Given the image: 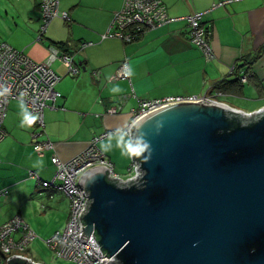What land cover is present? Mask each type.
I'll return each mask as SVG.
<instances>
[{"label": "crops", "instance_id": "1", "mask_svg": "<svg viewBox=\"0 0 264 264\" xmlns=\"http://www.w3.org/2000/svg\"><path fill=\"white\" fill-rule=\"evenodd\" d=\"M224 1L229 0H163L173 18L204 13V24L212 30L210 45L215 55L212 61H207L202 51L191 43L190 27L185 22L148 31L130 44L119 39H102L114 14L122 8L123 0H60V10L70 15L71 22L64 21L65 24L55 19L53 24L57 22L62 28L48 29L49 44L37 43L42 25L40 0L15 1L13 10L20 8L19 19H23L27 27L24 30L17 25L18 32L29 39L21 45L11 42V46L31 55L30 58L35 55V62L43 63L50 57L51 42H64L83 72L70 76L62 62L54 63L63 68L61 72L54 70L61 77L56 87L61 98L56 107L45 110V135L40 137L55 144L54 152L40 155L34 150L33 134L41 130L36 122L21 127L20 101H10L4 124L7 137L0 143V189L8 190L0 199V226L20 215L32 229L35 211L28 213L27 201H45L51 209L62 205L60 200L65 194L44 186L56 173L52 156L55 153L63 161H69L86 150L99 135V119L104 127L107 120L118 123L112 129L117 132L118 127L133 122V110L140 107V101L167 97L209 96L245 113L264 108V0H232L215 7ZM25 7L27 12L22 11ZM84 44L89 45L84 48ZM126 59L131 65L132 80L112 82ZM245 60L251 61L249 68L254 79L246 83L242 91L233 89L236 92L227 94L216 91L214 85L219 81L235 79V65L245 64ZM94 72L101 73L100 79ZM116 86L122 91L111 92ZM231 98L237 99L235 104L231 103ZM240 98L249 102L243 104ZM112 108L120 110L117 115H109ZM40 157H43V167L33 168ZM113 164L122 176L120 170L126 165ZM31 172L41 181L32 178Z\"/></svg>", "mask_w": 264, "mask_h": 264}, {"label": "water", "instance_id": "2", "mask_svg": "<svg viewBox=\"0 0 264 264\" xmlns=\"http://www.w3.org/2000/svg\"><path fill=\"white\" fill-rule=\"evenodd\" d=\"M134 123L151 160L133 158L127 182L104 167L82 175L81 239L94 235L109 264H264V108L192 100Z\"/></svg>", "mask_w": 264, "mask_h": 264}, {"label": "built area", "instance_id": "3", "mask_svg": "<svg viewBox=\"0 0 264 264\" xmlns=\"http://www.w3.org/2000/svg\"><path fill=\"white\" fill-rule=\"evenodd\" d=\"M231 1L220 2L215 7L223 6ZM40 3L42 25L38 40L45 37L50 24L55 19L61 18L65 22H71L70 15L60 10V0H40ZM203 20L204 13L201 12L173 18L169 15L163 0H123L122 8L114 14L111 25L108 31L102 35V39H119L125 44H130L142 38L148 31L157 30L176 22H185L190 27L189 40L191 43L202 51L207 61H212L215 58L210 45L212 30L205 26ZM87 45L89 44H84L83 47L85 48ZM49 50L50 57L47 61L36 63L28 58L24 51L18 50L8 43L0 44V92L4 93L0 95V143L7 137L4 124L10 101L23 99L29 110L39 115L36 125L41 131L33 134V147L40 155L54 152L56 148L50 139L40 140V137L45 135V110L56 107L57 101L61 98V94L56 89L61 77L54 71V63L61 61L70 76H79L83 72V68L74 54L63 53L54 46H50ZM129 72L131 73V65L126 59L112 77V82L131 81V75L127 74ZM94 76L100 79L101 73L94 72ZM242 82L248 83V77H242ZM21 93H24L23 97H21ZM192 100L218 102L209 96L142 100L140 107L133 110V122L159 107ZM117 111L116 108H112L109 113H117ZM108 135L109 133L94 138L86 150L69 161H63L55 153L52 156L56 175L53 181L45 183L44 186L61 190L70 200V215L66 228L47 240L48 246L61 259L71 260L78 264H109L112 262V258L103 254L94 235L89 237L87 243L81 239L84 225L80 219L82 213L88 208L87 193L80 185V178L83 174L93 168L104 167L109 170L111 178L124 182L133 180L138 175L137 163L134 161L127 176H121L116 171L113 162L98 146L99 142ZM30 176L41 181L35 172H31ZM58 181L61 182L59 186L56 184ZM7 194L8 190L2 192L0 199ZM19 232H22V235L19 240H16L14 234ZM35 238L34 230L20 215L0 226V251L7 257L5 263L2 262V264H9L8 261L16 257L41 264L22 253L27 250Z\"/></svg>", "mask_w": 264, "mask_h": 264}, {"label": "rangeland", "instance_id": "4", "mask_svg": "<svg viewBox=\"0 0 264 264\" xmlns=\"http://www.w3.org/2000/svg\"><path fill=\"white\" fill-rule=\"evenodd\" d=\"M15 1L17 0H0V44L8 43L11 45V42H12L13 44L21 45L27 42L29 39L27 36L22 35V33L18 32L17 25H19L20 28L24 30H27V27H26V24L23 22V19L21 20L19 19L20 18V14H19L20 8L16 7V9L13 10V5H15ZM22 11L27 12L28 10L25 7L22 9ZM57 19H61V18H57ZM61 21L64 22L63 19H61ZM69 24L70 23H68V25ZM50 27H49L50 31L54 29L62 28V26L58 25L57 22H55L54 24L52 22ZM38 38L39 36H37L36 42L42 43V41L38 40ZM48 38H50L49 35H48ZM45 43L49 44L50 42L45 40ZM29 51H27V53L30 55ZM30 56L27 55L28 58H30ZM32 59L31 60L35 62V55ZM62 65L63 64L61 63V66ZM54 70H59L61 72L63 71V68L62 67L59 68V65H57L56 63L54 65ZM248 98L250 99V97ZM240 99H242L240 101H242L243 104L249 102V101L245 102L244 98H240ZM236 100L237 99L235 98H231V103L235 104ZM119 111L120 110H118L117 112ZM117 114L118 113H109V115H117ZM116 124L118 123L109 122L107 120V124L104 127L102 126V123L99 119L97 122V127L100 129H97V131L99 135H102L104 133L105 134L109 133V135L112 136V139L110 141L112 145V151L108 153H104V152L103 153L106 154L109 159L111 158L112 162L116 163L117 165H126L125 167H123L122 170H120V173L122 174V176H125V175L127 176L129 173V169L131 168V165L133 164V158H128L126 156L121 155V149L117 147L119 134L118 132H115L114 130H112V129H115ZM104 139H102L101 141H103ZM98 146L100 148V143ZM52 179L54 180V178ZM53 180H50V181H53ZM60 183L61 182L58 181L56 184L59 185ZM65 197L67 196L65 195ZM65 197L62 196V199L60 200L62 205L58 204L57 207H55L54 209H51L50 208L51 206H49L47 202L45 201L40 202L39 200H30L25 203L26 210L28 211V213L35 211L34 213L35 220L32 222V229L34 230L36 234V238L34 241L31 242L27 250L23 251L22 253L32 258L36 262H39L41 264H78L74 261L64 260V259L57 257L54 251L47 244L48 239L52 238L57 232H61L66 228L69 215H70V200L68 197H67L68 199L66 198L67 199L66 200ZM37 211H39L40 213ZM25 222L27 221L25 220ZM21 235H22V232L16 233L14 234V238L16 240H19ZM2 262L5 263V258L2 255V252L0 251V264H2Z\"/></svg>", "mask_w": 264, "mask_h": 264}, {"label": "clouds", "instance_id": "5", "mask_svg": "<svg viewBox=\"0 0 264 264\" xmlns=\"http://www.w3.org/2000/svg\"><path fill=\"white\" fill-rule=\"evenodd\" d=\"M127 74L131 75L130 72ZM110 91L113 93H118L121 92L122 90L119 88V86H116L115 88H111ZM3 94H4L3 92H0V95ZM20 95L21 97H23L24 93H21ZM19 107L21 110V115L23 117L21 120V127L25 125L31 126L35 124V122L39 119V115L29 111V108L24 103L23 99H20ZM162 126H163L162 123L158 122L156 125L157 130L162 128ZM136 127L137 126L133 122L132 125L125 124L117 128V132L119 134L117 147L121 149L122 156H126L128 158L143 157L144 163H148L152 157V147L150 142L146 139V134H144L143 132L133 131V129ZM124 129H127V131H125ZM111 139L112 136L108 135L103 141L100 142V149L102 152L108 153L112 151V145L110 143ZM32 166L33 168H37V169L43 167V157L37 159Z\"/></svg>", "mask_w": 264, "mask_h": 264}, {"label": "trees", "instance_id": "6", "mask_svg": "<svg viewBox=\"0 0 264 264\" xmlns=\"http://www.w3.org/2000/svg\"><path fill=\"white\" fill-rule=\"evenodd\" d=\"M46 40V35L44 38L41 39V41H45ZM50 46H54L56 48H58L59 50H61L63 53H68V51L66 50V44L64 42H57V41H52ZM49 46V47H50ZM246 61V60H245ZM251 65V61H246L245 64H236L235 68L233 70V74L235 75V79L231 80V79H224L222 81H219L218 83H216L214 85V89L216 91H220V92H224V93H228L231 92L233 89H237L238 91H242L244 88V83L242 82V77L247 76L248 77V82L252 81L254 79V75L250 73V68L249 66ZM232 92H236V91H232ZM55 189V188H52ZM7 189L6 188H2L0 189V194L2 192H5ZM2 255L5 258V261L7 259V257L2 253ZM14 261L10 262V264H13Z\"/></svg>", "mask_w": 264, "mask_h": 264}]
</instances>
